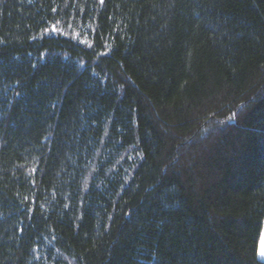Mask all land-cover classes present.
<instances>
[{"label": "trees", "instance_id": "16d2710c", "mask_svg": "<svg viewBox=\"0 0 264 264\" xmlns=\"http://www.w3.org/2000/svg\"><path fill=\"white\" fill-rule=\"evenodd\" d=\"M264 0H0V264H264Z\"/></svg>", "mask_w": 264, "mask_h": 264}, {"label": "rangeland", "instance_id": "374dc122", "mask_svg": "<svg viewBox=\"0 0 264 264\" xmlns=\"http://www.w3.org/2000/svg\"><path fill=\"white\" fill-rule=\"evenodd\" d=\"M264 249V221L262 224V230L259 238V245H258V258L264 261V256L261 255V251Z\"/></svg>", "mask_w": 264, "mask_h": 264}, {"label": "snow or ice", "instance_id": "6c2138e0", "mask_svg": "<svg viewBox=\"0 0 264 264\" xmlns=\"http://www.w3.org/2000/svg\"><path fill=\"white\" fill-rule=\"evenodd\" d=\"M261 255L264 256V249H262V251H261Z\"/></svg>", "mask_w": 264, "mask_h": 264}]
</instances>
